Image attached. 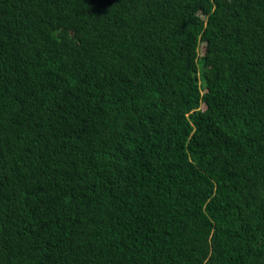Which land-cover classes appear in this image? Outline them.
<instances>
[{"label": "trees", "instance_id": "trees-1", "mask_svg": "<svg viewBox=\"0 0 264 264\" xmlns=\"http://www.w3.org/2000/svg\"><path fill=\"white\" fill-rule=\"evenodd\" d=\"M0 264H264V0H0Z\"/></svg>", "mask_w": 264, "mask_h": 264}, {"label": "rangeland", "instance_id": "rangeland-1", "mask_svg": "<svg viewBox=\"0 0 264 264\" xmlns=\"http://www.w3.org/2000/svg\"><path fill=\"white\" fill-rule=\"evenodd\" d=\"M203 48H204V45L202 44V47H201V50H200L201 53L203 52Z\"/></svg>", "mask_w": 264, "mask_h": 264}]
</instances>
